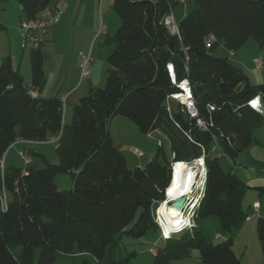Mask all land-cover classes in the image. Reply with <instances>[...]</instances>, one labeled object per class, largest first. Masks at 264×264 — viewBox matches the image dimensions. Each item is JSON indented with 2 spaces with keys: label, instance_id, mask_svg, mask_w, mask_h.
<instances>
[{
  "label": "trees",
  "instance_id": "16d2710c",
  "mask_svg": "<svg viewBox=\"0 0 264 264\" xmlns=\"http://www.w3.org/2000/svg\"><path fill=\"white\" fill-rule=\"evenodd\" d=\"M52 1L18 0L22 20L40 16ZM113 8L120 23L111 37L106 84L79 99L69 123L62 99L39 95L46 57L42 45L30 49V84L10 55L0 60V160L20 139L46 142L60 135L57 163L0 169V264H54L60 254L72 255L80 264H126L136 252L123 254V236L140 238L150 229L159 230L153 205L165 200L172 163L201 157L206 178L195 218L217 216L219 233L226 238L210 241L195 226L165 240L153 254V264H171L194 249L203 264H241L234 232L251 214L242 204L250 186L223 169L218 152L236 161L255 141L254 129L264 124V113L248 104L259 96L264 105V82L252 83L230 61L231 53L251 37L264 49V0H113ZM171 10L179 35L165 25ZM210 34L216 40L207 48ZM169 63L177 81L187 78L208 87L205 96L195 95L206 129L176 101H168L178 90ZM116 115L133 120L142 133L161 131L171 154L161 140L145 166L130 168L110 134ZM60 172L70 174L69 190L55 183ZM257 232L264 250L262 216Z\"/></svg>",
  "mask_w": 264,
  "mask_h": 264
},
{
  "label": "rangeland",
  "instance_id": "374dc122",
  "mask_svg": "<svg viewBox=\"0 0 264 264\" xmlns=\"http://www.w3.org/2000/svg\"><path fill=\"white\" fill-rule=\"evenodd\" d=\"M184 1L190 2L191 0ZM57 4H60V8H62L65 4L67 5L63 15L61 14V19H59V22L54 25L58 28V32L62 36V38L58 41L60 46L59 51L65 56L66 71L64 73L65 77L62 81L63 83L66 82V84L63 90H66L67 86L70 88L78 85L80 88L79 91H77V94H81L80 96L83 97L88 95L93 89L103 88L106 84L109 71L107 58L114 49V42L111 40V37H113L117 27L119 26L120 18L113 8V0H67V2L64 0H53L48 9ZM22 16L23 14L18 0H0V60L2 58V54L5 56L10 52L9 54L14 59L16 67L20 68V66H22L21 72H23V70L29 72L30 48L23 49L22 37L20 33V20ZM51 43L52 41L47 38L43 45V48L46 51L45 60L47 59L49 62H53L56 55L55 51H53L49 57L48 47L51 48ZM223 51L224 47L221 46L219 52ZM82 54L90 55L92 58L91 65L89 67L90 74L86 77H82ZM255 58L261 59L264 63V49H260L256 39L251 37L245 45L230 56V61L236 66L244 68L247 72L249 69L253 68V66L255 67ZM262 73L264 74V66L262 68ZM70 102L69 98L64 111V121L71 120L72 118L71 110L73 105L70 104ZM110 134L114 145L125 155L130 168L145 166L153 156L161 140L164 142V148L167 154H171L169 142L161 131L158 130L150 134L142 133L133 120L122 115H116L111 120ZM55 145L57 144L51 143L45 146L48 150V157L51 163H54L53 158L57 155ZM16 148H13L11 152ZM133 149L141 150L143 155H135ZM240 155L236 161L228 155L221 156L219 158V163L226 172L232 170L242 178L244 176L243 174H247L251 170V164H253L252 166L254 168L257 163L253 159H249V164L243 163V166H241L239 165L242 161ZM35 156L36 155H34V157ZM6 157L7 155H5V158ZM22 163L23 168L28 167L29 165L34 168H41L46 165V163H42V160L38 157L34 159L33 164L30 163L29 165H26L23 162V159ZM188 164L192 165L194 162ZM238 169L240 171L237 172ZM201 172L202 175H204L203 167L199 170L197 176L199 183L202 179V176L200 175ZM55 183L61 190H69L72 185L70 174L67 172L58 173L55 177ZM252 191L253 190L249 188L244 196L243 205L246 209H249V201L251 198L250 193ZM197 193L199 194V191ZM195 197H197V195ZM169 198L174 199L170 196ZM196 201L197 200H195V202ZM165 203L169 205L167 201L162 203L156 202L153 205L159 230L156 231L154 229H150L140 238H134L128 235L123 236L121 243L123 254L125 255L131 251L136 252L135 255L130 257L126 264H153L154 255L151 253L150 248L155 247L158 253L159 247H162L165 244V240L170 237H179L187 230L191 232L190 230L195 226L210 241L220 242L226 238L225 235L219 233L220 223L217 216L207 215L196 219L192 216L190 211H187V214L185 213L184 215L188 220L194 219L195 225L189 226V224H187L184 227V229L187 227L186 230L183 229L181 232L172 234L169 238H166L162 235L161 227L162 224L164 230H166L165 226L167 219H165V217L167 218V213L164 208ZM159 214L160 218H158ZM252 214L255 215L254 213ZM257 218L258 216H253L251 218L252 220L244 222L241 226L243 227L241 231L236 230L234 232L235 244L233 243V247L236 249L238 256L241 258V264H264V250L258 237ZM254 219L255 222H253ZM158 220L160 222H158ZM184 259H186L184 263L180 262ZM54 264L80 263L72 255L60 254L56 258ZM171 264L203 263L200 258L199 250L194 249L191 256L177 260L174 259L171 261Z\"/></svg>",
  "mask_w": 264,
  "mask_h": 264
},
{
  "label": "crops",
  "instance_id": "0c3cea01",
  "mask_svg": "<svg viewBox=\"0 0 264 264\" xmlns=\"http://www.w3.org/2000/svg\"><path fill=\"white\" fill-rule=\"evenodd\" d=\"M63 1V0H62ZM67 2V0H64ZM81 1V0H80ZM66 4L60 8V4L54 5L50 9H46L43 12L40 13V16L42 17H49L54 13L56 9H63V12L65 11ZM79 8V7H78ZM63 15V13H62ZM62 17V16H61ZM61 19V18H60ZM22 21V18L21 20ZM59 22V21H58ZM55 25V24H54ZM52 26L48 29L47 33L44 36V41L42 43V47L44 45L45 40L48 38L51 43V48L49 49V57L53 51H55L56 55L54 57L53 62L47 61V59H44L43 62V68H44V84L42 89L39 91V95L42 97H57L62 99V97L67 96V101L70 98V104L73 106L79 101L81 98V94H77V91H79L80 86H72L66 88V90H63L65 88L66 82L63 83L62 79L65 77V56L63 53L59 51V44L58 41L62 38L61 34L58 32V28L55 26ZM1 49V45H0ZM44 49V48H43ZM45 50V49H44ZM10 51V49H9ZM46 52V51H45ZM10 53V52H9ZM8 53V55H10ZM7 55V54H6ZM11 56V55H10ZM3 57V54L2 56ZM12 58V57H11ZM30 58V56H29ZM46 58V57H45ZM13 65H15V61L12 58ZM21 67L19 70L21 71ZM244 69V68H243ZM245 71V69H244ZM246 72V71H245ZM23 81L25 84H30L31 82V70L27 72L26 70H23ZM246 74L249 77V80L252 83H262L264 82V74L262 73V69L258 70L256 67L253 66V68L249 69ZM92 85V84H91ZM73 113V108H72ZM71 120H65L66 123H69ZM253 135L255 138V141L244 151L241 153L240 158L242 161L239 163V165L243 166V163L249 164V159H253L257 164H255V167L253 168V164H251V170L247 174H243L244 176L242 179H244L247 184L250 186V188L253 190L250 193V203H249V209L254 213L250 214L249 218L245 221L252 220L251 218L253 216H262L264 217V190H261L259 188H256V186L264 187V124L260 127H257L253 131ZM54 136L51 137L47 142H37V141H29V140H23L20 139L16 141L14 144H12L9 148V151L7 152V157L5 158V165L6 166H19L23 167L22 159L20 156V152H27L32 156V164L35 158H40L42 160V163H46V161L50 162L48 157V150L45 148L46 145H49L52 143ZM17 147V148H16ZM13 148H16L14 151ZM34 155H36L34 157ZM54 163L58 162V156L56 155L55 158H53ZM31 166V165H29ZM240 171L239 169L237 172ZM238 175V174H237ZM247 193V192H246ZM245 196V195H244ZM244 201V198H243ZM259 202L260 207L259 211L255 212L253 209V204ZM244 202H242L243 204ZM252 203V204H251ZM243 208L245 206L243 205ZM258 219V218H257ZM255 222V219L254 221ZM255 224V223H254ZM253 225V224H252ZM251 225V226H252ZM243 227H240L237 231H241ZM235 244V240H234ZM233 244V245H234ZM235 252L236 249L234 248ZM237 253V252H236ZM186 259L181 260L180 262L184 263Z\"/></svg>",
  "mask_w": 264,
  "mask_h": 264
},
{
  "label": "built area",
  "instance_id": "2783aa9c",
  "mask_svg": "<svg viewBox=\"0 0 264 264\" xmlns=\"http://www.w3.org/2000/svg\"><path fill=\"white\" fill-rule=\"evenodd\" d=\"M176 1H179L183 4L186 3L184 0H176ZM62 13H63V9H56L54 11V13L52 15H50L49 17L38 16L35 18L22 20L20 23V33H21V37H22L23 49L38 48L40 45H42V43L44 41V36L47 33L48 29L59 21ZM165 25L172 34H178L179 35L178 23H177L176 15H175L173 10H171V12L165 17ZM215 40H216V38L213 34L208 35L207 38L205 39L206 47L207 48L211 47L212 43ZM232 54L233 53H231V55ZM91 61H92V58L90 55H83V54L81 55L82 77L89 76V74H90L89 67L91 65ZM254 63H255L256 69H258V70L262 69L264 66L263 61L259 58H255ZM168 69L170 72L172 83L178 87L177 91L171 93L168 96V101L169 100L176 101L178 104H180V109L183 113L188 114L192 118H196L197 124L199 125V127L201 129H206L207 128L206 123L199 116V110H198V107L196 104L195 93L193 90L192 82L187 78H184L180 81H177L176 74H175L174 67H173L172 63L168 64ZM181 85H183V87ZM32 94L35 96V95H37V92L32 90ZM256 97H259V96H256ZM256 97L250 99L248 102V104L255 110H257V108H254L250 102L253 99H255ZM62 103H63V110L65 111V107H66V103H67V96L62 97ZM258 109L259 110H257V111L264 113V105H263L261 98L259 100ZM54 137L55 138L52 140V143H55L58 145L60 135H57ZM57 145H55V146H57ZM217 147L220 148L218 143H217ZM133 152L137 156L143 155V152L141 150H138V149H133ZM218 154L220 156H227V154L223 151L222 152L219 151ZM5 155L0 160V169L2 170V172L5 169ZM20 156L26 165H29L32 162V156L29 153L20 152ZM201 158L204 161V157H201ZM201 158H199V159H201ZM177 162L172 163V168H174V166ZM203 170H204V175L200 174L202 176L200 183L198 182V178H197L198 175L195 178V181L193 183L194 187L192 188V190L190 192V198L186 202V207L183 210V214H185L187 211H190L192 216L195 217V208L199 202L198 199H200L203 196V192H204L205 178H206V169L204 168V166H203ZM198 191H199V194L197 193ZM194 192H195V194H194ZM193 194H194V196H193ZM196 195H197V197H195ZM195 200H197L196 205L194 202ZM2 201H3L4 206H6L7 202H6L5 193H3ZM259 207H260L259 202H256L253 204V209L255 210V212L259 211ZM158 222H160V221L158 220ZM194 222H195L194 219L193 220L189 219V223H188L189 226L195 225ZM161 227H162V235L165 236L166 238H169L165 235L164 227L162 226V224H161ZM150 251L152 254L157 253V250L155 247L150 248Z\"/></svg>",
  "mask_w": 264,
  "mask_h": 264
},
{
  "label": "bare ground",
  "instance_id": "6f19581e",
  "mask_svg": "<svg viewBox=\"0 0 264 264\" xmlns=\"http://www.w3.org/2000/svg\"><path fill=\"white\" fill-rule=\"evenodd\" d=\"M202 167H203L202 158L195 161L194 164L192 165L188 164L187 162H177L174 166V180L169 187L168 196L176 199L179 195L183 193L186 192L190 193L192 188L194 187V184L192 185L193 182H190V178L196 176L197 172L201 170ZM169 200H173V199L169 198ZM167 202L170 205V202L168 200ZM169 205H167L166 203L164 204V208L166 209V213H167V218L165 217V219H167V223L165 226L166 230L164 231H165V235L167 234L166 235L167 237H169L172 234L181 232L184 229L185 225L189 223V220L183 214L182 210L178 209L173 205L170 206ZM159 218H160V214H159ZM186 229L187 227L184 230Z\"/></svg>",
  "mask_w": 264,
  "mask_h": 264
},
{
  "label": "water",
  "instance_id": "95a60500",
  "mask_svg": "<svg viewBox=\"0 0 264 264\" xmlns=\"http://www.w3.org/2000/svg\"><path fill=\"white\" fill-rule=\"evenodd\" d=\"M192 86H193V90H194L195 95L198 97L205 96L208 93V87L201 82L193 83ZM222 87L224 89H227V86L225 83H222ZM203 164H204V161H203ZM171 172H172V175H171V181L169 183V186L172 184V182L174 180V168H171ZM198 173H199V171L197 172L196 176L198 175ZM196 176H194L193 178H190V182L194 183ZM193 183H192V185H193ZM168 187H167L166 192H165V200L161 201L160 203L168 200L170 202V205H173V206H175L178 209L183 211L184 208L186 207L187 200L190 198V193L186 192V193L179 195L176 199L169 200Z\"/></svg>",
  "mask_w": 264,
  "mask_h": 264
},
{
  "label": "clouds",
  "instance_id": "9594fccd",
  "mask_svg": "<svg viewBox=\"0 0 264 264\" xmlns=\"http://www.w3.org/2000/svg\"><path fill=\"white\" fill-rule=\"evenodd\" d=\"M259 100H260V98L259 97H256L255 99H253L250 103H251V105L254 107V108H257V110H259L258 109V105H259ZM204 168L206 169V167H205V162H204Z\"/></svg>",
  "mask_w": 264,
  "mask_h": 264
},
{
  "label": "snow or ice",
  "instance_id": "6c2138e0",
  "mask_svg": "<svg viewBox=\"0 0 264 264\" xmlns=\"http://www.w3.org/2000/svg\"><path fill=\"white\" fill-rule=\"evenodd\" d=\"M183 87V85H181Z\"/></svg>",
  "mask_w": 264,
  "mask_h": 264
}]
</instances>
